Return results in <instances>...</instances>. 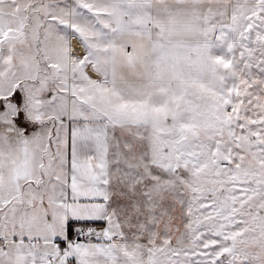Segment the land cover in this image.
<instances>
[{
    "label": "snow or ice",
    "instance_id": "obj_1",
    "mask_svg": "<svg viewBox=\"0 0 264 264\" xmlns=\"http://www.w3.org/2000/svg\"><path fill=\"white\" fill-rule=\"evenodd\" d=\"M0 264H264V0H0Z\"/></svg>",
    "mask_w": 264,
    "mask_h": 264
}]
</instances>
